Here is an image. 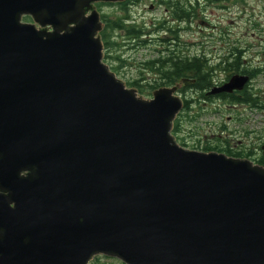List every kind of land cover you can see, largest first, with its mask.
<instances>
[{
	"label": "water",
	"instance_id": "obj_1",
	"mask_svg": "<svg viewBox=\"0 0 264 264\" xmlns=\"http://www.w3.org/2000/svg\"><path fill=\"white\" fill-rule=\"evenodd\" d=\"M125 1L0 0V264H264V167L179 146L193 81L145 100L105 64Z\"/></svg>",
	"mask_w": 264,
	"mask_h": 264
},
{
	"label": "rangeland",
	"instance_id": "obj_2",
	"mask_svg": "<svg viewBox=\"0 0 264 264\" xmlns=\"http://www.w3.org/2000/svg\"><path fill=\"white\" fill-rule=\"evenodd\" d=\"M106 5L101 6L98 12L108 17V20L113 21L124 15L118 7ZM168 11L159 0H137L134 5L128 7L130 22L126 25H136L144 35L139 40H129L124 31L117 32L112 38L116 44L115 48L103 49L105 64L127 88L137 90L138 96L145 100L150 99L153 92L147 89V83H152L157 78L145 70L144 63L165 57L172 51H180L188 57L205 54L214 63L226 58L232 50L240 51L247 46H252V50L249 49L250 55H255L256 51L264 53V0H236L203 7L193 21L186 24L174 22ZM161 25L171 29L173 33H164L160 30ZM247 57L250 59L248 54ZM141 72H145L143 76ZM218 76L217 73L216 77ZM223 76L218 79L224 78ZM142 78L145 80H140ZM137 80L140 86L144 87L142 93L137 87H129V83ZM254 85L258 89L256 99L263 101L259 110L241 106L218 107L215 104L204 105L196 101L190 111H181V132L177 138L174 136L179 146L185 143V149L204 152L205 146L222 149L226 139L233 147L242 146L239 150L233 149L242 155L246 147H256L259 138H264V75L260 76ZM179 96L181 99L192 101V93L186 96L179 93ZM223 124L227 126L226 132L221 131L220 126ZM259 158L258 153L251 159L242 157L253 163ZM89 264L121 262L97 256Z\"/></svg>",
	"mask_w": 264,
	"mask_h": 264
},
{
	"label": "trees",
	"instance_id": "obj_3",
	"mask_svg": "<svg viewBox=\"0 0 264 264\" xmlns=\"http://www.w3.org/2000/svg\"><path fill=\"white\" fill-rule=\"evenodd\" d=\"M197 1L200 0H182L181 2L177 0H159V2L169 10L170 17L176 23H191L193 19L196 17V8ZM209 2L214 3H223V2H233L236 0H208ZM137 0H127L124 3L120 4H107L106 6H115L120 9L124 13L122 17L115 18L113 21L108 20V17L105 15H101V21L104 24V28L100 33L101 41L103 44L104 50H111L115 48L116 44L112 41L114 34L120 31H124L125 36L129 40H139L140 37L144 35L142 30L134 24L126 25L130 22V18L128 16V7L134 5ZM104 6V4H96V8L99 11L100 7ZM24 21H29V19L24 18ZM163 30L164 33H173L171 29L165 28L164 26H160V30ZM119 60V58H116ZM145 70L153 74L157 79H155L152 83H147L146 87L150 91H154L159 89V87H169L177 83L179 80L185 79L189 81H193L194 83L188 87L189 93H192V100L195 97L204 98V93L211 89L212 87V77L214 74V70L205 66L204 62L197 57H188L182 55L181 52H170L165 57H160L155 60L147 61L144 63ZM145 72H141L140 74H144ZM145 80V79H140ZM129 87H137L141 90L140 93L144 92V87L140 86L139 80L133 81L129 83ZM143 89V90H142ZM180 93V92H179ZM250 101L249 95H243L241 98H234L231 102L235 103H245ZM184 107L182 111H190L192 106V101H184ZM182 115L179 114L173 123L172 135L177 136L181 132V124L180 118ZM177 138V137H176ZM181 147L187 148L185 143L180 144ZM202 150V149H201ZM216 147L205 146L203 151L206 152H214ZM219 152H227L219 151ZM225 153V154H226ZM229 157L233 158H241V157H249L251 154L244 153L243 155L240 153L232 155L226 154ZM242 159V158H241ZM255 164L264 167V157L255 162Z\"/></svg>",
	"mask_w": 264,
	"mask_h": 264
},
{
	"label": "flooded vegetation",
	"instance_id": "obj_4",
	"mask_svg": "<svg viewBox=\"0 0 264 264\" xmlns=\"http://www.w3.org/2000/svg\"><path fill=\"white\" fill-rule=\"evenodd\" d=\"M177 1L181 2L182 0H177ZM225 3H228V2H223L219 4H225ZM196 4H197V8H196L195 14L197 15L198 11L201 12V8L203 7L207 8L213 5H217L218 3L209 2L208 0H200V1H197ZM26 22H30V20ZM249 49L252 50V46H247L246 48L240 51L232 50V53H229L226 56V58L219 60L218 63H214L213 60L208 59L207 55L205 54L197 55L196 57L200 58L204 62L205 66L214 70V74L212 77L211 89L204 93V98L197 97V99L192 100V103H195L196 101H198V103H202L204 105H207V104L214 105L215 104L218 107L219 106L220 107L222 106L230 107L231 106L232 108H238L241 106V107H245V109L246 108H250V109L253 108L254 110L261 109L263 101H261V99L259 100L256 99V96H258V89H256L254 83L258 82L259 77L260 76L262 77L264 75V53L256 51L255 55L254 54L250 55L251 50ZM247 54L250 57V59H248ZM217 73L219 74L218 77L221 78V75H224L223 76L224 78L218 79V77H216ZM234 75H239V76L248 78L247 84L244 86V88L241 91H234L233 93H230V94L228 93H219V94H214V95L209 94L213 89L220 88L224 84H226L229 81V79ZM193 83H189L188 86H182L179 90L180 94H183L186 96L191 91V90L189 91L188 87L192 85ZM243 95H249L250 101L245 102V103L231 102L234 98H241V96ZM182 101L184 102L187 100L183 98ZM183 107H184V103H183ZM241 117H242V114L240 115V118ZM220 127H221V131L226 132L228 130L227 126H225L224 124L221 125ZM257 144L258 145H256V147L254 148L247 149L246 147V151H244V153L251 154L249 157H246V158L251 159V157H254L256 153L260 154L261 159L264 157V153L262 150V148L264 147V138L262 139L259 138ZM236 148L239 150V148L241 149L242 146L237 147L236 145H234L233 147L231 146L230 142L224 139L222 149L216 148L217 151H214V152L225 154L226 152H219V151L226 150L230 154L235 155V154H238L236 151L233 150ZM229 153H226V154H229ZM260 158L257 159L255 162H258Z\"/></svg>",
	"mask_w": 264,
	"mask_h": 264
}]
</instances>
